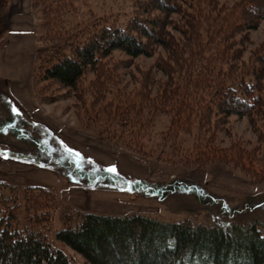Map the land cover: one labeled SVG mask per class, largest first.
Returning a JSON list of instances; mask_svg holds the SVG:
<instances>
[{
    "label": "trees",
    "instance_id": "16d2710c",
    "mask_svg": "<svg viewBox=\"0 0 264 264\" xmlns=\"http://www.w3.org/2000/svg\"><path fill=\"white\" fill-rule=\"evenodd\" d=\"M32 4L41 15L38 41L51 46L37 61L34 76L42 101L60 100V94L49 96L48 91L51 85L61 89L74 98L80 121L81 108L101 127L110 121L100 135L146 157L156 152V118L163 114L169 121L155 146L170 142L172 157L165 158L198 167L220 162L264 177L255 168L259 143L249 147L236 138L222 146L220 137L223 131L231 135L226 124L237 116L248 119L264 143V40L249 45L252 30L264 20V0L231 5L221 0H129L123 12L101 15L90 9L87 16L76 0ZM144 58L153 59L152 65L138 62ZM127 74L133 90H128L130 80L123 83ZM25 125L11 111L10 119L0 122V134H19L28 141ZM182 134L195 137L190 148L182 147ZM29 143L43 149L41 159L72 168L87 182L157 195L183 187L176 181L129 185L103 168L92 174L81 171L76 156L65 151L54 155L41 140ZM191 187L199 193L196 184ZM59 205L52 188L0 180V264H79L54 239L87 264H264V232L256 222L223 227L197 216L164 222L140 213L97 214L66 206L60 211L62 228L54 233ZM225 211L234 213L228 207Z\"/></svg>",
    "mask_w": 264,
    "mask_h": 264
},
{
    "label": "rangeland",
    "instance_id": "374dc122",
    "mask_svg": "<svg viewBox=\"0 0 264 264\" xmlns=\"http://www.w3.org/2000/svg\"><path fill=\"white\" fill-rule=\"evenodd\" d=\"M236 1L238 0H221L222 3L227 5H231ZM76 2L83 11V14H81L83 16H87L90 9L101 15L116 14L128 9L129 5V0H76ZM10 8V0H0V122L9 120L11 111L18 113L23 117L26 123L24 130L29 133L31 139L26 141L19 134L14 133L15 135H13L9 132L0 134V146L7 148L6 157L10 158L8 161H4L3 156L0 155V180L15 183L20 187L40 185L54 189L60 204L54 217V233L62 228L60 211L61 208L66 206L97 214L124 215L140 213L164 222H177L184 218L197 216L223 227H229L233 223L246 226L256 222L264 232V177L257 179L256 176L252 177L239 168H234L232 165L227 166L220 162L212 163L208 167H198L185 166L179 162H173V159L165 158V156L172 157L173 149L170 148V142L162 143L159 148L155 146V143L161 140L159 132L166 128L169 121L165 115L160 114L156 118L158 132H156L155 141L152 143V147L156 152L154 155L146 157L128 149L117 141L102 137L99 130L100 128L105 130L104 126L108 128V125L111 124L110 121L101 127L100 122L93 121V116H87L82 108L80 110L83 113L84 122L80 121L76 114L77 109L74 105V98L71 95L64 96L65 93L61 89L51 85L48 91L49 96L60 94L57 95L60 100L55 103L42 101L36 93L34 76L37 61L50 51L51 46L38 41L41 33V15L39 11L34 10L37 58L32 81L37 105L41 109L34 112L29 110L31 113L29 117L17 112L11 101L8 77H4L1 73L3 69H6L5 50L9 39ZM251 39L250 47L254 43L264 40V20L261 21L259 28L252 30ZM115 55L125 59V55L121 53ZM142 61L146 66H149L152 65L154 60L144 58L138 62L143 64ZM135 72L138 73L137 70ZM130 79L131 77L127 74L123 83ZM134 83L136 82L134 81ZM133 88L132 80H130L128 90H133ZM16 120L19 121V119ZM226 126L230 127L231 135L226 134L225 131L220 133V137L223 139L221 141L222 146L228 145L231 140L236 138L244 139L249 147L259 143L261 151L257 155L255 168L258 172H261L257 176H263L264 143L259 142L256 133L252 130L251 123L248 119L233 116ZM110 127L114 128L113 125ZM62 128L68 135L66 139L69 143L83 150L86 155L95 156L94 159L68 147L66 148L62 143V137L58 130ZM179 138L180 140L184 139L182 142L184 149L190 148L195 139V137L187 134H182ZM32 139L41 140L44 144L49 145L52 149L50 151L54 155L65 151L76 156L78 160H81V171L86 169L92 174L97 172V167L111 171L105 165L112 163L114 160H119L121 169L131 171L132 176L143 178L139 180L167 184L176 181V183H183V187L157 195L143 190L133 192L130 190V186L125 189L116 188L105 181L87 182L80 179L72 168L64 169L44 161V158L41 159L42 152L40 150L43 149L36 147L35 143H29ZM148 146L149 144L146 149ZM10 148H12V151ZM157 152L162 155L159 157ZM128 159H132L137 163H130ZM114 173L127 179L129 185L139 181H132L117 172ZM192 184H196L199 193L196 190L193 191ZM115 189L128 190V193L115 191ZM251 204L252 206L245 208ZM226 207L232 208L234 213L232 215L227 213L225 211ZM54 243L73 257V260L77 263L87 264L83 256L70 247L55 239Z\"/></svg>",
    "mask_w": 264,
    "mask_h": 264
},
{
    "label": "crops",
    "instance_id": "0c3cea01",
    "mask_svg": "<svg viewBox=\"0 0 264 264\" xmlns=\"http://www.w3.org/2000/svg\"><path fill=\"white\" fill-rule=\"evenodd\" d=\"M10 6L11 14L8 22L9 39L5 50L6 69H3L1 73L4 77H8L9 93L16 111L29 117L31 115L29 110L34 112L41 109L37 105L38 102L32 81L37 58L36 20L34 19L32 0H10ZM58 130L62 137V143L66 148L68 147L80 154L86 155L83 150L67 141L66 137L68 135L63 131V128ZM7 152L5 146H0V155L3 156L4 161L10 159L6 157ZM88 157L94 159L95 156L90 155ZM128 161L134 164L137 163L132 159H128ZM119 162V160H114L105 166L110 168V166L114 165L117 168L115 172L132 181L143 179L139 176H132L131 171L121 169ZM115 191L128 193V190L115 189Z\"/></svg>",
    "mask_w": 264,
    "mask_h": 264
},
{
    "label": "snow or ice",
    "instance_id": "6c2138e0",
    "mask_svg": "<svg viewBox=\"0 0 264 264\" xmlns=\"http://www.w3.org/2000/svg\"><path fill=\"white\" fill-rule=\"evenodd\" d=\"M14 110H15V109H14ZM110 170L113 171V172H115V171H116L115 166H114V165H113V166H110Z\"/></svg>",
    "mask_w": 264,
    "mask_h": 264
}]
</instances>
